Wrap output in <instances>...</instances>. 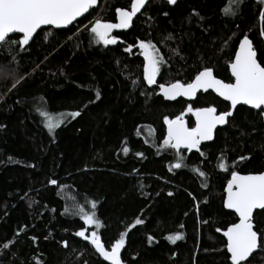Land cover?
<instances>
[{"label": "trees", "instance_id": "trees-1", "mask_svg": "<svg viewBox=\"0 0 264 264\" xmlns=\"http://www.w3.org/2000/svg\"><path fill=\"white\" fill-rule=\"evenodd\" d=\"M131 2L99 0L70 28L40 30L27 51L14 43L0 46V243L17 241L0 255V264H35L37 258L43 264H108L88 241L74 235L86 227L75 213L81 206L90 210L93 200L105 225L99 231L106 247L136 218L143 219L126 237L125 264H225L224 253L213 251L223 248L224 239L215 229L238 219L223 207L231 177L218 163L223 154L230 170L264 172V121L256 111L237 107L235 120L218 129L213 142L202 145L204 156L184 151L185 167L169 172L175 160L172 150L161 148L166 135L163 117L174 118L189 103L218 111L230 105L211 92L193 102H167L156 86L157 94L146 83L138 87L144 58L135 45L151 40L161 49L168 63L158 83L190 81L205 65L217 78L232 82L230 59L245 34L264 66L258 18L264 3L244 0L237 8L232 0H178L175 6L152 0L130 28L113 34L118 44L97 43L91 24L115 23L116 10L130 9ZM193 10L199 16L190 15ZM169 34L173 39H166ZM128 45H134L131 53L124 51ZM97 91L100 100L95 99ZM78 110L82 114L76 119L67 115ZM42 111L54 120L64 117V123L50 134ZM185 120L195 126L191 114ZM123 147H129L127 155ZM242 155L251 159L239 161ZM195 167L207 176L193 172ZM50 179L58 184L51 185ZM177 233L184 239L176 244L166 239ZM149 236L154 239L149 241ZM31 237L37 238L35 243ZM252 264H264V253Z\"/></svg>", "mask_w": 264, "mask_h": 264}, {"label": "snow or ice", "instance_id": "snow-or-ice-1", "mask_svg": "<svg viewBox=\"0 0 264 264\" xmlns=\"http://www.w3.org/2000/svg\"><path fill=\"white\" fill-rule=\"evenodd\" d=\"M98 0H0V46L16 44L21 50L27 51L26 46L30 47L34 42L38 30L42 26H52L56 29L67 28L72 25L79 17L88 13L97 5ZM178 0H166L168 5H177ZM237 8L244 0H232ZM264 3V0H259ZM150 0H132L130 10L117 9L118 22H103L96 20L91 24L90 32L97 43H102L105 47L118 44L116 36L112 35L114 30L128 29L132 26L133 18L137 14L144 15L147 12V5ZM143 10V11H142ZM231 11V9H228ZM233 16L237 12L232 13ZM165 17L169 16V12H163ZM192 16H199V13L193 10ZM151 19V17H148ZM259 21L261 28L259 35L264 37V9L259 12ZM201 19H203L201 17ZM87 29L88 26L86 25ZM17 39L13 40L12 37ZM22 35V38L20 36ZM50 35V33H49ZM167 40L173 39L169 34ZM225 45L227 41L224 42ZM264 43V41H262ZM141 50L144 58L142 82L138 87L143 88L146 83L147 87L152 89V94H157L155 88L159 89V95L168 101H176L177 98H187L189 101L195 100L198 93H209L211 90L224 101L230 102V108L224 111H218L215 106L193 107L189 103L186 111L174 118L169 116L163 117V124L166 126V135L162 139L161 148L164 151L172 150L175 162L172 163L168 171L180 170L185 167L186 158L184 150L191 153L193 150L204 156L202 145L205 142L214 141L218 127L230 125L235 120V112L240 105L249 106V111L256 110L255 114L264 121V66L258 62V49L255 48L253 41L245 34L239 39L238 50L234 52V57L230 59V73L232 82H225L223 79L217 78L212 67L203 66L190 81H181L179 79L171 83H158L157 77L161 75L162 68L168 61L165 60L161 49L151 40H139L135 45ZM134 45H128L124 48L125 52L131 53ZM223 50V49H221ZM177 56L180 55L178 50H173ZM184 59V57H180ZM23 77L16 80L12 85L13 88L20 83ZM146 99L149 93L141 91ZM96 100L101 99L99 91L96 92ZM95 101H89L94 103ZM87 107V105H85ZM81 111L70 112L67 115L72 119L81 116ZM191 114L195 118V126L189 127L185 116ZM45 120V127L49 133H54L64 123V117L54 120L47 111L40 112ZM3 125H0L2 128ZM154 129H149V135ZM139 135V132L137 133ZM145 143L148 140L145 139ZM129 147H123L122 152L127 155ZM143 157V153H137ZM239 161L251 159V156H240ZM218 167L223 172H230V179L227 181L225 188L226 197L223 199V207L232 210L238 217V222H232L226 228L216 227L217 233H222L223 248L214 249L213 251H222L224 253L225 264H252L261 253H264V172L250 173L246 175L240 174L239 171L230 170L229 165L223 162V154ZM193 172L200 177H206L207 174L199 167L192 169ZM51 185H57L56 179H50ZM202 186L207 188L208 184L202 181ZM173 196L172 192L167 193ZM158 195V194H157ZM192 199L196 197L189 193ZM208 202L204 201L206 205ZM197 205V211H199ZM97 202H90V210L85 207H79L75 213L80 220L83 221L81 230L76 231L74 235L88 241L93 246L95 253L102 258L103 262L108 264H125L122 259V250H125L126 237L129 232L136 226L144 223L143 219L136 218L134 223L126 226V230L122 231L114 242L109 241L108 247L102 241L100 229L104 228V223L97 216ZM68 210L65 209V212ZM203 223L207 224L205 220ZM181 228L184 225L180 226ZM94 229V230H93ZM17 232L14 235L18 236ZM35 243L37 238L31 237ZM47 239V237H45ZM149 241L154 238L149 236ZM172 244L184 239L182 233L169 235L166 237ZM15 239L7 240L0 243V255L6 251H10L15 246ZM63 246L68 248V242L63 241ZM204 249V252H208ZM35 264H43L39 258Z\"/></svg>", "mask_w": 264, "mask_h": 264}, {"label": "water", "instance_id": "water-1", "mask_svg": "<svg viewBox=\"0 0 264 264\" xmlns=\"http://www.w3.org/2000/svg\"><path fill=\"white\" fill-rule=\"evenodd\" d=\"M152 0H150V2H151ZM165 2H166V0H164ZM98 3H99V0H98V2H97V5H98ZM96 5V6H97ZM96 6H94V8L96 7ZM172 6V5H171ZM147 7V6H146ZM93 8V9H94ZM93 9H90L89 10V12L88 13H85V15L84 16H82V17H79L78 19H77V21H75L72 25H69L67 28H62V29H68V28H70L71 26H73L74 24H76L79 20H81L82 18H84V17H86ZM124 10H130V9H124ZM143 11V10H142ZM138 16H140V14L138 13L137 14V17ZM137 17H134L133 18V23H134V21L137 19ZM116 22H118V16L116 15ZM115 22V23H116ZM132 23V24H133ZM46 28H54V27H52V26H42V29H46ZM41 29V30H42ZM54 29H56V28H54ZM62 29H56V30H62ZM124 30H126V29H117V30H114L113 31V33H112V35L113 34H115V33H119V32H122V31H124ZM40 30H38V32H39ZM15 36V35H14ZM22 36V35H21ZM26 47H28V46H26ZM238 50V49H237ZM259 62V61H258ZM209 92H211V93H213L211 90H209ZM199 94H201V93H198V95ZM215 96H217L215 93H213ZM198 95H197V97H198ZM218 97V96H217ZM220 100H222L223 102H226V103H228L229 105H230V102H227V101H224L223 100V98H221V97H218ZM178 99H182V100H184L185 102H193V101H195V100H192V101H189L187 98H177V100ZM165 100V99H164ZM176 100V101H177ZM165 101H167V102H175V101H168V100H165ZM240 106H243V107H246V108H249V106H244V105H240ZM239 107V106H238ZM254 111H256V110H254ZM195 119V118H194ZM226 126V125H225ZM225 126H220V127H218V129H220V128H223V127H225ZM215 136H216V134H215ZM215 139V138H214ZM211 142H213V141H210V142H205V144H209V143H211ZM205 144H203V145H205ZM184 151H187V150H184ZM195 150H193L192 152H194ZM242 175H246V174H242ZM225 197H226V192H225ZM225 210H227V211H229V212H231V213H233L232 212V210H228V209H225ZM234 214V213H233ZM237 217V216H236ZM237 219H238V217H237ZM106 263H108V262H106Z\"/></svg>", "mask_w": 264, "mask_h": 264}, {"label": "rangeland", "instance_id": "rangeland-1", "mask_svg": "<svg viewBox=\"0 0 264 264\" xmlns=\"http://www.w3.org/2000/svg\"><path fill=\"white\" fill-rule=\"evenodd\" d=\"M102 13V10H101V12L99 13V15Z\"/></svg>", "mask_w": 264, "mask_h": 264}]
</instances>
